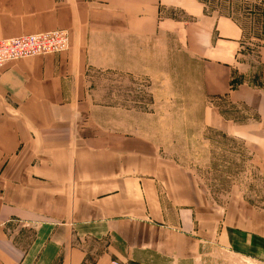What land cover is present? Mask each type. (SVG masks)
<instances>
[{
	"label": "crops",
	"instance_id": "1",
	"mask_svg": "<svg viewBox=\"0 0 264 264\" xmlns=\"http://www.w3.org/2000/svg\"><path fill=\"white\" fill-rule=\"evenodd\" d=\"M58 28L66 49L0 66V264H206L238 241L255 251L264 209L238 195L213 203L88 79L126 72L128 44L177 36L205 93L263 110L260 91L232 83L240 25L199 0H0V40Z\"/></svg>",
	"mask_w": 264,
	"mask_h": 264
},
{
	"label": "rangeland",
	"instance_id": "2",
	"mask_svg": "<svg viewBox=\"0 0 264 264\" xmlns=\"http://www.w3.org/2000/svg\"><path fill=\"white\" fill-rule=\"evenodd\" d=\"M199 1L208 15L228 16L240 25L241 49L232 83L247 84L264 98V0ZM184 16L183 21H191ZM177 39L161 34L142 45L128 44L133 58L126 72L113 69L106 77V71L90 70L91 87L101 92L96 99L141 118L160 158L184 168L213 203H222L224 209L238 195L264 209V109L205 93L196 59ZM238 243L212 253L217 263L210 257L206 264H264V241L255 251ZM153 261L165 264L166 259Z\"/></svg>",
	"mask_w": 264,
	"mask_h": 264
},
{
	"label": "built area",
	"instance_id": "3",
	"mask_svg": "<svg viewBox=\"0 0 264 264\" xmlns=\"http://www.w3.org/2000/svg\"><path fill=\"white\" fill-rule=\"evenodd\" d=\"M68 33L58 28L46 33L27 34L0 40V65L9 59L55 53L66 49ZM1 47H5L1 50ZM112 264H117L112 261Z\"/></svg>",
	"mask_w": 264,
	"mask_h": 264
},
{
	"label": "bare ground",
	"instance_id": "4",
	"mask_svg": "<svg viewBox=\"0 0 264 264\" xmlns=\"http://www.w3.org/2000/svg\"><path fill=\"white\" fill-rule=\"evenodd\" d=\"M5 48V47H4ZM4 48L3 47H1V50H4ZM17 58H20V57H17ZM17 58H12V59H9V60H6V61H4L1 65H3L5 62H7V61H10V60H13V59H17ZM0 65V66H1Z\"/></svg>",
	"mask_w": 264,
	"mask_h": 264
}]
</instances>
